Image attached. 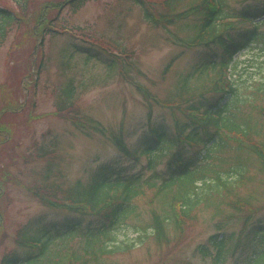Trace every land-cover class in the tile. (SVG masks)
<instances>
[{
  "label": "rangeland",
  "instance_id": "1",
  "mask_svg": "<svg viewBox=\"0 0 264 264\" xmlns=\"http://www.w3.org/2000/svg\"><path fill=\"white\" fill-rule=\"evenodd\" d=\"M64 1L66 0H0V9L10 11L23 23L7 26L3 40L0 37V112L5 106V100L12 107L19 105L23 110L22 113L6 116L1 121L5 126L7 121L12 124L8 128L12 129L13 134L8 144H0V166L9 167L7 172H0V180L11 175L7 190L9 198H5L3 206L0 202L4 216L0 237L5 236L0 243V263L4 256L16 251L22 252L17 240L23 238L26 232L30 237L33 236L30 231L32 224L40 220L43 225H60L64 218L70 217L65 212L48 209L27 189L41 191L48 183L53 184L48 190L60 186L66 190L79 181L88 182L98 164L119 158L109 138L94 134L87 137L74 127L72 120L91 117L111 135L122 133L129 147L135 151L139 149L140 142L148 131L146 127L149 112L147 97L138 90L137 85L157 100L171 103L170 101H176L183 85L189 84L194 93L200 94L203 86L206 89L214 79V73H209L203 79L199 77L207 70L210 62L209 58H202L204 51L188 50L179 42L190 39L192 20L179 26L155 27L146 20L143 8L133 0H82L79 10L65 6L59 14L58 5ZM142 1H151L154 12L161 18L169 14L164 5L165 0ZM177 1L176 13L184 12L198 2ZM46 5L53 8L47 14L51 17L45 26L41 18L46 16L43 12ZM51 26L62 32L54 30L55 34L48 33L44 40L42 34L33 37L34 30L44 32L45 27L51 29ZM65 30L74 32L80 38L87 37L99 47H91L98 53H102L103 48H110L118 54L126 51L130 54L129 62L133 67L127 66L124 69L122 65L116 73H109L107 66L98 58L89 60L85 55L83 47H90L89 41L83 43L80 39L65 34ZM42 61L45 63L44 69L42 75L38 76L37 70ZM170 65V70H167ZM235 66L231 78L238 90L239 102L238 111H234L238 112L236 115L239 117L251 119V139L255 144L264 146V113L260 112L264 111V92L258 94L260 86L264 84V42L260 40L255 43L254 48L238 55ZM123 74L128 79H123ZM69 82L74 83L76 104L80 112L76 109L74 113H67V116H57L56 106L62 101ZM212 96L206 97L213 99ZM151 105L152 125L159 131H174L171 111L158 107L155 103ZM176 115L182 124L184 117L181 113ZM39 116L47 117L30 121L32 117ZM230 145L232 150L216 152L215 157L221 160L235 159L232 158L237 156L234 154L235 147ZM43 150L54 152V160H46L53 165L49 180H45L48 164L36 161ZM194 154L195 151H189V155ZM246 159L248 173L245 181L236 183L238 178L234 176L230 179L236 187V197L232 200L249 199L254 207L264 208V169L254 156H246ZM166 161L165 157L157 168L158 175L167 174ZM233 161L231 160L232 164ZM146 167H149L147 161L142 159L141 164L136 166L137 172L151 178L153 174ZM154 192L145 189V196L136 201L139 213L147 215ZM223 211L222 218L214 220L213 210L201 208L197 213V220L189 224L184 243L177 250L173 248L174 244L169 248L158 247L151 240L143 246L137 244L128 253L110 256L105 261L107 264H213L210 259L202 260L198 250L211 237L219 235L217 226L223 224L227 235H239L242 231L241 221L227 219L232 214L227 206L223 207ZM263 218L264 211L255 217L253 226ZM131 226L127 225L116 233L117 245L130 244L137 239ZM83 227H87V222H84ZM175 237L174 235L173 239ZM55 247L56 252L61 250L59 244L54 249ZM73 247L74 250L80 248L78 243H73ZM248 256L247 253L240 252L238 257L229 258L227 264H244Z\"/></svg>",
  "mask_w": 264,
  "mask_h": 264
},
{
  "label": "trees",
  "instance_id": "2",
  "mask_svg": "<svg viewBox=\"0 0 264 264\" xmlns=\"http://www.w3.org/2000/svg\"><path fill=\"white\" fill-rule=\"evenodd\" d=\"M133 1L143 8L146 20L155 27L179 26L192 20L188 48L204 51L202 58L210 59L208 68L199 76L200 79L206 78L209 73H214V79L206 89L203 86L200 94L194 93V89L185 84L176 101H170V107L184 117L182 124L179 120L175 121L174 131H159L152 125L150 111L148 131L142 138L139 149L135 151L129 148L122 133L111 135L90 117L72 120L74 127L87 137L91 132L109 138L118 151L119 158L98 164L88 182L79 181L66 190L61 186L48 190L53 185L48 183L41 191L27 189L47 208L65 212L70 217L64 218L60 225H43L40 220L32 224L30 231L33 236L30 237L26 232L23 238L17 240L22 252L16 251L4 256L0 264H107L105 260L110 256L128 253L137 244L143 246L151 240L158 247L169 248L174 244L173 248L177 250L185 239L189 224L197 220V213L201 208L213 210V219L218 220L224 215V206L232 213L227 219L242 222H238L242 224L241 234L227 235L223 224L217 226L219 235L211 237L207 244L199 248L200 258L210 259L213 264H227L229 258L238 257L241 252L249 255L244 264H264V218L253 226L255 217L264 208L254 207L249 199L232 200L236 197V187L230 181L232 176L238 178L236 183L245 181L248 173L246 156H254L264 169V146L255 144L251 139V119L236 115L238 90L229 80V70L234 66L235 57L251 49L258 41L264 42V22L261 21L264 19V0H198L196 5L181 13L175 11L178 1L165 0L164 5L169 14L164 18L154 12L151 1ZM58 6L59 14L66 7L79 10L82 0H66ZM52 8L50 5L43 8L46 16L41 19L45 26L51 17L47 14ZM13 25L23 23L10 11L0 9L2 40L7 26ZM50 28L45 27L44 32L34 30L33 37L42 34L44 40L48 33L55 34V27ZM83 49L89 60L98 58L107 66L109 73H116L122 65L124 69L127 66L133 67L129 62L130 54L126 51L123 54L117 53L120 55L118 56L110 48L102 53L91 47ZM123 55L126 56L125 59H122ZM44 64L42 61L37 70L38 76L42 75ZM262 92L264 84L260 86L258 94ZM209 95H213V99L206 97ZM146 97L149 106V97L152 96ZM61 100L56 106L57 116H67V113L79 110L73 82L68 83ZM4 102L5 106L0 112V144L3 146L12 140L13 131L8 128L12 124L7 121L5 126L1 121L6 116L18 115L23 111L19 105L12 107L6 100ZM165 104L169 106V102ZM9 111L10 114H7ZM42 117L47 116L32 117L30 121ZM230 144L235 146L234 154L237 156L232 157L235 159L221 160L215 157L216 152L232 150ZM200 147L202 148L199 149ZM189 151H195L196 154L191 156ZM53 155L54 152L43 150L36 161L46 162L51 158L52 162ZM165 157L168 172L166 175H158L157 168ZM143 158L148 159L149 167L146 169L153 174L151 178L137 172L136 166L141 164ZM231 160H234L233 164ZM1 166V174L9 169L5 167L7 165ZM48 166L45 180H49L53 171V165ZM10 177L11 175L0 180L1 206L6 202L5 198H9L7 190ZM146 188L155 192L145 216L138 212L136 201L145 196ZM1 211L2 207L0 228L1 224L4 225ZM84 222H87L86 228L83 227ZM127 225H132V233L137 235V239L130 244L117 245L116 233ZM4 239L5 236L0 237V243ZM73 243H78L80 248L74 250ZM56 244L61 247L58 252L56 247L54 249Z\"/></svg>",
  "mask_w": 264,
  "mask_h": 264
}]
</instances>
